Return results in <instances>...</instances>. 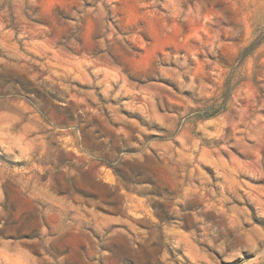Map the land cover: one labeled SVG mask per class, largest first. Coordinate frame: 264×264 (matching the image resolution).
Returning <instances> with one entry per match:
<instances>
[{"label": "rangeland", "instance_id": "obj_1", "mask_svg": "<svg viewBox=\"0 0 264 264\" xmlns=\"http://www.w3.org/2000/svg\"><path fill=\"white\" fill-rule=\"evenodd\" d=\"M262 237L264 0H0V264H264Z\"/></svg>", "mask_w": 264, "mask_h": 264}, {"label": "clouds", "instance_id": "obj_2", "mask_svg": "<svg viewBox=\"0 0 264 264\" xmlns=\"http://www.w3.org/2000/svg\"><path fill=\"white\" fill-rule=\"evenodd\" d=\"M145 152H147V149L145 148L144 149ZM143 155H139V156H131V157H120L119 160H122V161H127L129 162L128 164V168L126 169V173L127 175L130 177V178H134L135 177V171L134 169H136L139 164H141L143 162ZM119 162V161H118ZM107 191H114V189H107ZM172 209L175 210V211H178V209L175 208V205L173 204L172 206ZM135 214V213H133ZM94 216L96 214H93ZM96 228L101 232L102 236H103V242L105 244H109L111 243L112 241L110 240V237L114 236L115 233H112V232H109L106 236L104 235V223L102 222H98L97 225H96ZM157 229H159L160 231H158ZM163 232V233H167L170 231V229L164 225V226H161L159 224L158 221H154V224H153V228H152V232H151V237L149 239V243H151L152 241H157L159 242L160 241V232ZM145 237L148 236V233H145L144 234ZM56 239V237H48L45 235V237L43 238V244L45 246L49 245L50 243L54 242ZM262 239H264V237H262ZM99 248V245L97 246V249ZM100 255L102 256H105L107 257L108 256V253L107 252H102V253H99Z\"/></svg>", "mask_w": 264, "mask_h": 264}]
</instances>
